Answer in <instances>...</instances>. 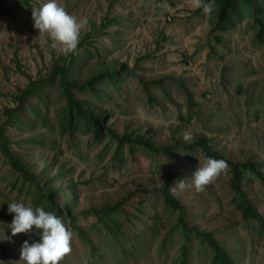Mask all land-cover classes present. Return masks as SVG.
<instances>
[{
	"label": "rangeland",
	"instance_id": "1",
	"mask_svg": "<svg viewBox=\"0 0 264 264\" xmlns=\"http://www.w3.org/2000/svg\"><path fill=\"white\" fill-rule=\"evenodd\" d=\"M45 2L0 0V123L19 88L30 78L46 77L56 61L69 57L33 26L32 9ZM58 3L84 22L78 50L83 73L104 61L127 74L119 90L110 91V101L101 104L106 126L115 133L98 139L92 131L62 129L57 112L65 100L58 78L47 84L44 144L23 143L24 133L8 129L12 150L34 177L13 168L0 150V234L10 238L0 239V262L23 264V243L39 242L42 231L12 236L8 204L41 206L34 197L37 183L43 185L55 166H63L64 184L73 185V207L59 216L73 239L60 264H184V248L186 264H214V251L192 227L212 232L236 264H264V229L243 216L231 186V164H247L241 167V185L250 207L264 218V181L256 172L264 176V27L248 14L222 29L214 22L216 5L207 15L191 0ZM88 49L94 56L87 57ZM185 131L191 141L183 140ZM125 134L132 140L143 136L156 150L127 142ZM199 137L209 139L229 167L201 192L177 189L180 214L157 188L171 178L170 188L181 179L190 184L206 158L196 144ZM44 159L54 163L40 176ZM60 183L54 181L55 189ZM65 196L62 191L54 200L63 203ZM185 227H190L186 235Z\"/></svg>",
	"mask_w": 264,
	"mask_h": 264
},
{
	"label": "trees",
	"instance_id": "2",
	"mask_svg": "<svg viewBox=\"0 0 264 264\" xmlns=\"http://www.w3.org/2000/svg\"><path fill=\"white\" fill-rule=\"evenodd\" d=\"M211 2V1H209ZM215 13L217 19H214L222 29H230L233 22L242 19L250 14L256 23L260 24L262 28L264 23L261 22V17L264 15V0H214ZM83 47V42L80 41L75 53H70L67 59L61 58L54 63L52 70L46 77H40L33 80L30 78L29 83L24 89L19 88L15 97L14 107L5 110L6 119L0 123V150L4 156L11 162L13 168L20 171L24 175H32L29 167L21 159L16 156L12 150V140L8 135L9 128L19 129L24 133L22 139L23 143L36 146L43 145L45 134L43 127L47 124L46 114L44 113L43 104L48 100L47 84H53L58 78V91L62 100H65V105L61 107L58 114V122L64 130H80L82 132L92 131L96 138H102L106 132L115 133L112 125L106 126L108 121V113H105L101 104L110 101V91L119 90L122 78L126 73L122 74L121 70L115 63H104V61H97L93 66L89 67L83 73L81 67L84 62L83 54H78V50ZM88 58L94 56L91 49L86 51ZM78 65V71L75 66ZM78 93L80 96H78ZM84 94H89L90 97H84ZM95 100L93 103L91 100ZM40 103V104H39ZM41 128L42 132H38ZM27 132H30L27 134ZM124 138L128 142H138L151 150H156L150 140L143 136H137L132 140L131 134H125ZM123 142V141H122ZM205 157L222 159L217 151H214L211 142L206 137H199L196 140ZM54 161L52 159H44L40 165L39 175L48 172V169L53 167ZM245 165L231 164L232 179L231 186L240 196L239 207L243 216L247 218H254L258 220L264 229V218L254 211L249 204L247 195L242 188L241 167ZM56 172L49 174L43 185L37 183V188L34 193L38 204H42L46 211L55 212L58 216L71 212L73 207V196L71 183L64 184L63 177L65 168L63 166H55ZM253 169L256 170L255 165ZM264 181L262 172L256 171ZM61 179L60 185L54 187V181ZM173 179L171 178L165 184L160 185L157 189L164 195L167 204L173 206L183 214V206L175 198L173 192L170 191V185ZM65 191L66 198L63 203L55 202L54 198L58 193ZM183 221V217L180 218ZM118 225V222H115ZM197 235L214 251V264H236L234 258L225 249L221 243L215 239L212 232H204L201 229L193 228ZM190 227H185L182 230L184 235L187 234ZM183 263H187V249L184 248L182 255Z\"/></svg>",
	"mask_w": 264,
	"mask_h": 264
},
{
	"label": "clouds",
	"instance_id": "3",
	"mask_svg": "<svg viewBox=\"0 0 264 264\" xmlns=\"http://www.w3.org/2000/svg\"><path fill=\"white\" fill-rule=\"evenodd\" d=\"M191 2L194 8H202L207 15H210L215 7L214 0L207 3L204 0H191ZM32 20L39 34H46L49 37L53 49H59L64 54L76 52L84 22L78 21L74 15L67 12L58 0H46L39 8L32 9ZM182 138L187 142L193 137L190 132L185 131ZM228 167L227 161L223 159L206 157L192 172L190 184L186 183L185 179H181L170 191L176 193L177 189L192 187L195 191L201 192L221 173L226 172ZM8 212L14 214L11 224L7 226L11 229L12 236L29 233L34 228L42 230L39 242L23 243L20 255L23 264H60L71 253L73 233L62 217L55 212L46 211L43 205L35 208L26 206L23 201L9 203ZM0 239L10 238L2 233Z\"/></svg>",
	"mask_w": 264,
	"mask_h": 264
}]
</instances>
